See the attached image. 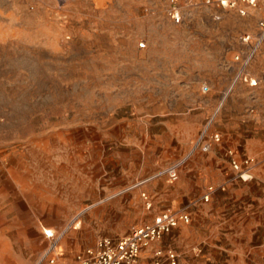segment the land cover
Masks as SVG:
<instances>
[{"label": "rangeland", "instance_id": "rangeland-1", "mask_svg": "<svg viewBox=\"0 0 264 264\" xmlns=\"http://www.w3.org/2000/svg\"><path fill=\"white\" fill-rule=\"evenodd\" d=\"M177 5L179 24L170 0H0V264L54 243L72 264L165 210L191 220L144 264H264V40L242 41L264 8ZM199 156L217 162L194 183ZM246 158L243 181L231 163ZM180 161L176 182L155 177Z\"/></svg>", "mask_w": 264, "mask_h": 264}, {"label": "built area", "instance_id": "built-area-1", "mask_svg": "<svg viewBox=\"0 0 264 264\" xmlns=\"http://www.w3.org/2000/svg\"><path fill=\"white\" fill-rule=\"evenodd\" d=\"M202 4L206 6L217 5L222 10H235L239 15L246 16L248 8H257L262 5L264 8V0H201ZM243 7H242V6ZM170 16L174 23L181 22L180 12L178 10L177 0H170ZM221 19L220 16L215 17ZM259 32L256 36L246 35L242 41L250 45H259L264 40V17L258 23ZM254 51L249 57L253 55ZM213 142H220L219 135L212 137ZM199 144L197 145V147ZM211 145L203 143L202 149L208 152ZM252 161L249 158L241 162L233 160L231 165L237 174V178L247 181L251 179L250 167ZM183 161L174 163L164 169L159 176H166L170 183H174L179 178V169ZM154 177V178H155ZM144 182L139 183V185ZM213 188H209L207 194L202 196L201 201L207 203L210 200ZM146 201L147 208H151L152 204L146 194H142ZM191 220L190 214L185 211L173 212L165 210L156 215L151 222L132 228L127 236L122 238L102 237L98 240L96 246L86 249L84 252L78 254L72 264H144L142 262V253L152 243L157 242L163 238L164 235L171 233L181 223H189ZM45 235L48 239L55 238L51 230H46ZM56 244H52L44 253L38 264H65L56 254ZM163 259L168 264H178L179 256L174 251H168L163 254L162 251H157L154 254V264H163Z\"/></svg>", "mask_w": 264, "mask_h": 264}, {"label": "crops", "instance_id": "crops-1", "mask_svg": "<svg viewBox=\"0 0 264 264\" xmlns=\"http://www.w3.org/2000/svg\"><path fill=\"white\" fill-rule=\"evenodd\" d=\"M216 162L217 160H213V158H211V160H206V158L204 156H199L197 157L195 160H193L192 164L189 166L188 169H191L192 170V174H196L197 177H195L194 179L191 180V182H200V181H204L206 180V170L208 169V166H212V165H216ZM190 173V174H191ZM143 185V184H142ZM141 185L136 184L134 187H139ZM205 204L206 203H203V207L204 209L205 208ZM115 212V209L113 207H109L108 210H106V213H114ZM240 216H238V219H239ZM243 220V218L241 217L239 220H238V223L241 222ZM221 222V221H220ZM221 224V223H220ZM224 227H227L226 225H223ZM221 226V227H223ZM235 227H237V223L234 225ZM253 230V229H252ZM130 233V232H129ZM128 233V234H129ZM115 234H117V232L113 231L112 229V232L109 233L108 235H113V237H110V238H122L120 236H114ZM127 234V235H128ZM126 235V236H127ZM124 237V236H123Z\"/></svg>", "mask_w": 264, "mask_h": 264}, {"label": "bare ground", "instance_id": "bare-ground-1", "mask_svg": "<svg viewBox=\"0 0 264 264\" xmlns=\"http://www.w3.org/2000/svg\"><path fill=\"white\" fill-rule=\"evenodd\" d=\"M253 85H257V83L254 81V84Z\"/></svg>", "mask_w": 264, "mask_h": 264}]
</instances>
